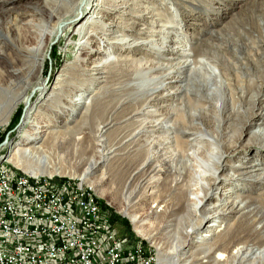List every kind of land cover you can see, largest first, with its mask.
Wrapping results in <instances>:
<instances>
[{
  "label": "bare ground",
  "instance_id": "6f19581e",
  "mask_svg": "<svg viewBox=\"0 0 264 264\" xmlns=\"http://www.w3.org/2000/svg\"><path fill=\"white\" fill-rule=\"evenodd\" d=\"M145 1L0 0V48L17 52L21 73L0 86V128L26 108L8 159L33 176L67 175L46 144L94 130L79 178L106 197L102 181L126 166L117 210L160 264H264V0L245 1L221 30L212 17L224 0H177L169 17ZM186 18L213 30L177 40L173 21ZM64 39L72 59L47 82L46 59Z\"/></svg>",
  "mask_w": 264,
  "mask_h": 264
},
{
  "label": "built area",
  "instance_id": "2783aa9c",
  "mask_svg": "<svg viewBox=\"0 0 264 264\" xmlns=\"http://www.w3.org/2000/svg\"><path fill=\"white\" fill-rule=\"evenodd\" d=\"M79 179L0 177V264H160L157 252L118 238Z\"/></svg>",
  "mask_w": 264,
  "mask_h": 264
},
{
  "label": "rangeland",
  "instance_id": "374dc122",
  "mask_svg": "<svg viewBox=\"0 0 264 264\" xmlns=\"http://www.w3.org/2000/svg\"><path fill=\"white\" fill-rule=\"evenodd\" d=\"M28 1V0H27ZM246 2H255L258 0H224L223 3V17H217L216 15H213V22H214V27L217 30H221L227 23H228V18L231 16L235 15L238 11L239 8L243 7ZM23 2L17 3L16 5L23 4ZM143 3L149 6H152L154 8H157L156 10H159V13L161 15H165L166 17L169 16H174L175 15V5L173 3H178L177 0H151V1H145V2H139ZM162 4V5H161ZM22 8V7H21ZM44 17L47 16L46 13H41ZM85 17L82 15H79L78 17V22H81ZM189 19V20H188ZM8 21L7 15H3L2 18L0 19L1 23H5ZM175 25L178 27V30L176 31V39L178 40V36L180 38H184L185 34L188 36V39L191 37H196L198 39L200 38H205L207 37V34H205L206 31H211L213 28L206 23V25H201L197 26L198 24H203L205 22H202L200 20H192L191 18H186V20H178V21H173ZM215 22L218 23V25H215ZM191 24V28L193 30H186V25ZM196 24V25H194ZM212 25V24H211ZM196 26V27H195ZM200 30L204 31V34L201 33L199 34ZM179 34V35H178ZM67 39V38H66ZM191 39V38H190ZM61 41L59 43H54V46L52 47L51 54L49 57L46 59L45 65H44V74L43 78L48 82V80L55 79L57 76V73L61 69V67L67 63L70 62L72 59V54L68 53L67 56L65 57V54L62 52V46L65 43ZM149 48V47H148ZM189 49V48H188ZM3 52V53H2ZM140 51H138L139 53ZM17 52L10 51L9 49L5 47L0 48V86L2 87H7L10 86L11 84L14 83V81H17V78L20 76V64L17 61ZM4 55L6 57H4ZM173 55L171 52L170 53H165V56H171ZM46 82V83H47ZM53 82V81H52ZM51 82V83H52ZM3 83V84H2ZM173 90V89H170ZM87 97V95H86ZM75 98L76 100L80 101L81 100V95L76 94ZM14 100V97L9 95L7 98L4 100V102H12ZM82 101V100H81ZM2 109V106H0V110ZM26 108L24 105H22L18 110L15 112L12 120H10L9 124L6 125L5 127L0 128V163L3 164V168L6 169L7 165H11V161L8 159V156L13 152L15 147H17L20 142L22 143L21 138V131L23 132L25 129L22 128V124L25 118V112ZM79 115L80 113L82 114L84 112V108H80L79 110L76 111ZM108 114H105L106 116ZM64 123V122H63ZM61 124L62 127H58L57 131L61 132L63 129H65V125ZM64 126V127H63ZM50 132L49 128H44ZM72 137V136H71ZM77 138V137H76ZM76 138L72 137H60L56 144L53 142L49 141L48 144H46L45 148V154L48 156V161L53 163V164H58L64 170V172L67 173V175L64 176H54V177H48V176H33L30 174L25 173L18 165L14 164L16 167H18L24 174L31 176V177H43V178H49V179H58L60 181H65V180H70V178H78L79 183L82 184L83 189H89L91 190L90 193H92V198H94L98 208L100 209V215H107L108 217V222L112 225V230L115 233V235L118 238H124L128 241L132 240H137V244L139 245H145L146 248H151L154 249L156 252V249L154 246L151 245L150 242L144 240L142 237L138 236L133 228V225L130 221V219L126 216H123L120 214L117 210V204L122 201V190H123V183L125 180L126 176V171L125 167L126 166H121V163H118L119 165L115 167L110 173L111 180H103L102 182V189L105 190L106 192V197H101L98 192L85 180H81L79 178V175L83 171V169L86 167V162L81 161V158L83 156H90L96 152V149L98 148V139L96 137V134L93 130L92 134L88 135L86 138H82L80 140H77ZM247 139V138H244ZM97 140V141H96ZM19 141V142H18ZM6 161V162H3ZM237 162V160H234ZM103 170L97 171L94 174H91L90 177L94 178V176H97L101 174ZM97 179V178H95ZM100 179V178H99ZM101 181V179H100ZM86 183V184H85ZM111 188V189H110ZM114 190H113V189ZM109 190H112L114 193L112 194L114 203H116V206H114V203L111 204V197L108 196ZM110 200V201H109ZM98 202V203H97ZM105 205L106 207L103 208L101 206ZM137 214H141L142 217L143 215L140 212H136ZM147 213V212H146ZM112 218V219H111ZM113 220V222H112ZM212 220L208 221L207 224L211 223ZM154 226V225H153ZM147 244V245H146Z\"/></svg>",
  "mask_w": 264,
  "mask_h": 264
},
{
  "label": "trees",
  "instance_id": "16d2710c",
  "mask_svg": "<svg viewBox=\"0 0 264 264\" xmlns=\"http://www.w3.org/2000/svg\"><path fill=\"white\" fill-rule=\"evenodd\" d=\"M1 138V137H0ZM101 206L103 207V208H105L106 206L105 205H102V203H101ZM112 219V218H111ZM112 222H113V220H112Z\"/></svg>",
  "mask_w": 264,
  "mask_h": 264
}]
</instances>
